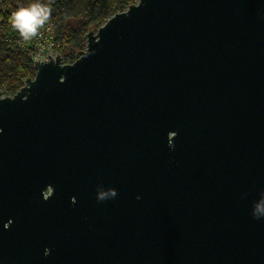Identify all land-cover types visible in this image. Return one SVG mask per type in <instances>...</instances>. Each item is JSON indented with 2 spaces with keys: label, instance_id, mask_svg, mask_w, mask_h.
I'll return each mask as SVG.
<instances>
[{
  "label": "water",
  "instance_id": "obj_1",
  "mask_svg": "<svg viewBox=\"0 0 264 264\" xmlns=\"http://www.w3.org/2000/svg\"><path fill=\"white\" fill-rule=\"evenodd\" d=\"M0 92V264H264V0H139Z\"/></svg>",
  "mask_w": 264,
  "mask_h": 264
},
{
  "label": "trees",
  "instance_id": "obj_2",
  "mask_svg": "<svg viewBox=\"0 0 264 264\" xmlns=\"http://www.w3.org/2000/svg\"><path fill=\"white\" fill-rule=\"evenodd\" d=\"M137 0H0V92L13 96L36 74L31 48L23 46L33 15L53 21L60 54L73 63L86 49V34Z\"/></svg>",
  "mask_w": 264,
  "mask_h": 264
},
{
  "label": "built area",
  "instance_id": "obj_3",
  "mask_svg": "<svg viewBox=\"0 0 264 264\" xmlns=\"http://www.w3.org/2000/svg\"><path fill=\"white\" fill-rule=\"evenodd\" d=\"M25 48H31L34 63L40 60H48L49 55L56 57L61 55L60 44L56 38V28L53 21L43 19L41 15H33L26 27ZM55 50V53H54Z\"/></svg>",
  "mask_w": 264,
  "mask_h": 264
},
{
  "label": "rangeland",
  "instance_id": "obj_4",
  "mask_svg": "<svg viewBox=\"0 0 264 264\" xmlns=\"http://www.w3.org/2000/svg\"><path fill=\"white\" fill-rule=\"evenodd\" d=\"M139 0H137L135 3H137ZM98 28H93V30H97ZM54 53H55V50H54ZM60 54V53H59Z\"/></svg>",
  "mask_w": 264,
  "mask_h": 264
}]
</instances>
